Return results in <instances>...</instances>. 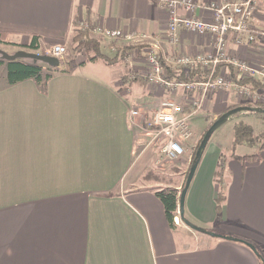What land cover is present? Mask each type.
I'll use <instances>...</instances> for the list:
<instances>
[{
    "label": "crops",
    "instance_id": "obj_1",
    "mask_svg": "<svg viewBox=\"0 0 264 264\" xmlns=\"http://www.w3.org/2000/svg\"><path fill=\"white\" fill-rule=\"evenodd\" d=\"M164 1L0 0V31L9 43L29 46L34 35L39 49L64 43L81 21L148 35L144 43L100 36L101 52L114 60L104 59L101 67L85 59L72 68L60 63L46 84L34 78L9 83L7 65H0V264H264L247 243L188 225L180 200L172 228L155 193L174 187L181 195L191 159L167 178L174 182L149 173L156 156L139 127L141 116L131 110L152 112L169 94L147 81L146 52H214L209 37L185 32L176 49L168 44ZM198 13L208 16L204 9ZM251 23L264 30V3ZM130 45L135 47L122 53ZM228 48L259 61L264 37L238 45L228 36ZM118 63L123 69L112 76L110 65ZM230 96L210 95L204 108L210 105L211 119L237 107L239 99ZM233 139L209 140L183 216L264 254V149L258 159L243 161L235 154L253 152L233 151ZM219 163L225 191L220 209Z\"/></svg>",
    "mask_w": 264,
    "mask_h": 264
},
{
    "label": "built area",
    "instance_id": "obj_2",
    "mask_svg": "<svg viewBox=\"0 0 264 264\" xmlns=\"http://www.w3.org/2000/svg\"><path fill=\"white\" fill-rule=\"evenodd\" d=\"M264 0H217L208 3H198L195 0H165L166 11L164 37L168 44L176 47L180 44L183 32L200 37H209L214 45L213 53H197L175 50L171 53H158L155 48L146 52L148 69L146 77L154 86L166 89L170 95L164 97L151 113L147 110L139 112L132 109V115L141 116L139 127L147 136L162 145L163 156L171 161L185 154L186 143L193 134L190 117L200 112L210 95L219 90H232L244 98L252 107H260L262 94L235 80L226 67L215 74L220 63L232 65L237 77H251L264 84V55L259 61H254L239 51H230L228 36L236 44L253 43L259 35L264 37V30L253 27L251 21L257 16L258 7ZM204 9L208 16L199 14ZM82 29H89L93 34L111 39H123L130 43L147 42L148 35L137 31H126L120 28L95 26L81 21ZM157 46L156 43H152ZM47 48V47H45ZM49 55L56 56L60 63L66 54L64 43H55L47 49ZM133 55V54H132ZM131 55V56H132ZM165 62L174 67L190 68L201 64L212 68L205 80L176 82L164 78ZM179 90L183 91L182 101L176 99Z\"/></svg>",
    "mask_w": 264,
    "mask_h": 264
},
{
    "label": "trees",
    "instance_id": "obj_3",
    "mask_svg": "<svg viewBox=\"0 0 264 264\" xmlns=\"http://www.w3.org/2000/svg\"><path fill=\"white\" fill-rule=\"evenodd\" d=\"M7 32L0 31V41L1 42H9L6 39ZM76 38V50H87L92 51L93 53H86L87 58L82 62L85 63L87 61H94L98 58H103L107 61H112L115 58H110L107 55L103 54L100 50L101 46V38L94 37L91 34V31L89 29H83L78 30L75 35ZM39 36L34 35L32 42L30 43L29 47L33 49H39ZM135 45L126 46V48H123V52H126L127 48H133ZM6 62L7 65V79L9 83H16L18 81H22L28 78H34L38 82L42 84H46L47 80L52 76V72L60 71L59 67H53L49 66L51 71L49 73H44L43 65L37 62H30V61H24L22 59H16V60H4L0 59V63ZM163 65L165 66L166 72L164 74V78L167 81H176V82H189V81H197V80H205L209 77L211 73L212 68H207L201 64H198L196 66L185 68V67H174L171 65L166 64L163 62ZM226 67L231 74L235 77V80L240 82L241 84L248 86L252 88L253 90H257L262 94L263 101H264V84L257 79L251 78V77H237L235 76V70L232 65L220 63L216 66L215 74H218L221 68ZM148 81V79H147ZM262 101V107L264 108V102ZM244 106H251L247 101L244 102ZM210 126V125H209ZM205 133L203 134L204 137ZM202 137V138H203ZM202 140V139H201ZM201 142V141H200ZM197 145L193 157L190 163L189 168L193 165V163L196 161V152L200 145ZM238 145H248L250 147H256L257 150L250 154L245 155H236L239 159H242L243 161L246 160H256L260 157L261 151L264 149V131L256 134L253 126L244 120H239L234 125V139L232 148L233 151H235V148ZM190 170V169H189ZM189 170L187 171V175L189 173ZM224 167L221 165V163L218 164L217 170H216V182H218L220 186V190L218 192V207L220 209L222 205V201L225 197V191L223 187V181H224ZM186 181H184L181 191L185 186ZM156 195L160 198L164 205L166 217L169 221V224L172 228L175 227V217L178 215V204L180 200L179 190L174 187H162L155 191ZM182 217V216H181ZM238 241L244 242L242 240L236 239ZM246 243V242H244ZM260 255L261 259L262 255L260 252L257 253ZM264 261V260H263Z\"/></svg>",
    "mask_w": 264,
    "mask_h": 264
},
{
    "label": "rangeland",
    "instance_id": "obj_4",
    "mask_svg": "<svg viewBox=\"0 0 264 264\" xmlns=\"http://www.w3.org/2000/svg\"><path fill=\"white\" fill-rule=\"evenodd\" d=\"M80 26L81 25H78V29L83 30ZM78 29L74 30V32H72L69 39L64 42V44L66 46V54L63 55L61 63L64 66H67V68H72V67L76 66L77 63H79V61L86 59L87 58L86 53H93L91 50L90 51L76 50V48H75L76 47L75 35H76V32L78 31ZM93 36L100 38L99 35L94 34ZM16 47H20L22 50H26V51L49 54L47 52L48 51L47 49L50 48V45L45 46L47 48H43V49H33V48L26 46V45H20V44L9 43V42L7 43V42H1L0 41V50L5 51L9 54L15 53L17 51ZM21 49H18V50H21ZM136 56H137V53H133L132 57L134 58ZM0 59H4L5 61L7 60L6 58H3L1 54H0ZM21 59L24 61L35 62L32 58H21ZM87 62L94 63V65L99 66V67H101L103 65L107 66V64L103 58H100V59L95 60V61H87ZM37 63H40L44 66V68H45L44 73H49V71H51V69L49 68V65L47 63L42 62V61H37ZM0 65L1 66L6 65V62L0 63ZM121 66H122L121 63H118L117 65H114V66L110 65V67L112 69L111 72L113 73L112 76H115L117 73H119L120 70L123 69V67H121ZM67 68L64 67L63 70L67 69ZM122 80H126V79L122 78ZM124 82H126V81H124ZM219 91L226 92L227 94H229V96L231 95L230 97H233L236 95L235 98L239 99L238 102L236 103V106H241L245 102L244 98H242V96H239V94H236L235 92L233 93L232 90L226 89V90H219ZM168 94L170 95V93H168ZM178 94L181 96L183 94V91L179 90ZM250 105L252 106V104H250ZM261 105H262V102L259 104V106L262 107ZM148 107L150 108V107H154V106L149 105ZM149 111L151 112V110H149ZM210 113H211V107L209 105V107L203 108L202 111L197 112V113H195V115L190 117V123H191V127L193 129V134L185 145L186 146L185 154L177 160L171 161V160L166 159L163 156L162 145L157 143L155 140H153V138H152L153 136H146L145 137L146 142L150 143L151 148H152V150L156 156V161L153 163L152 169H150V171H149L150 175L155 174V175L161 176L160 178H164L165 182H172V181L174 182L173 177H176V174H177L178 170L180 169V166H182V161H184L185 159L186 160H189V159L192 160L193 153H194L197 145L201 141L203 134L210 127L209 125H211L213 123V121L215 120V119L214 120L211 119L212 115ZM240 119L251 124L253 126L256 134L264 131V112H256L254 110L240 111V112L232 115L228 119V121H226L223 125H221L212 134V136H211L212 139L210 140V142L215 141L216 139H219V140H221L222 143H225V144L229 143L234 136V125ZM253 148L254 147H250L248 145H238L235 149H237V151H239V153H243V152H254ZM256 150H257V148H256ZM225 154L228 155L229 152H225ZM191 160H190V163H191ZM189 166H190V164L186 166L187 167L186 168V175H187V171L190 169ZM170 175L171 176L173 175V177L171 178L170 181H168L167 178L170 177ZM186 175H185L184 181H186V179H187ZM176 181H177V179H175V182ZM260 253H261L262 258L264 260V254L262 252H260Z\"/></svg>",
    "mask_w": 264,
    "mask_h": 264
},
{
    "label": "water",
    "instance_id": "obj_5",
    "mask_svg": "<svg viewBox=\"0 0 264 264\" xmlns=\"http://www.w3.org/2000/svg\"><path fill=\"white\" fill-rule=\"evenodd\" d=\"M0 54L2 55L3 58H6L7 60H16V59H21V58H32L35 62L37 61H42L47 63L49 66H53V67H59L60 65V60L53 55H49V54H43V53H38V52H31V51H26V50H18L13 54H9L5 51L0 50ZM246 110H254L256 112H264V108L261 107H252V106H237V107H233L227 111H225L224 113L220 114L214 121L213 123L210 125V127L206 130L204 137L202 138L200 145L198 147V150L196 152V161L193 163V165L191 166L187 179H186V183L184 188L181 191V195H180V212H181V216L182 219L188 224L190 225L192 228H194L195 230L210 234L212 236H218V237H224L227 239H232V240H242L244 242H246L248 245H250L256 253H258L257 248L255 247V245H253L252 243L240 239V238H236V237H232V236H227V235H223V234H219L210 230H207L203 227L197 226L195 224L190 223L184 216V200L186 197V193L187 190L190 186V183L192 181V178L195 174V171L197 169L198 163L209 143V140L212 136V134L221 126L223 125L232 115L240 112V111H246Z\"/></svg>",
    "mask_w": 264,
    "mask_h": 264
}]
</instances>
